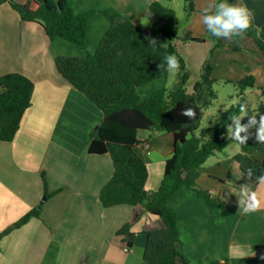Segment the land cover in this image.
Returning a JSON list of instances; mask_svg holds the SVG:
<instances>
[{"label":"crops","instance_id":"1","mask_svg":"<svg viewBox=\"0 0 264 264\" xmlns=\"http://www.w3.org/2000/svg\"><path fill=\"white\" fill-rule=\"evenodd\" d=\"M154 1L71 0L76 14L97 11L89 24L87 52L95 53L111 27L108 13L123 14L140 24L146 37L153 35L151 25L158 23L150 9ZM204 1L195 0L198 11ZM253 2H222L221 33L231 31L247 16L264 23L248 7ZM237 4L243 15L237 12L239 19L235 21L232 16ZM200 16L195 20L197 26L203 23ZM208 22L207 18L206 27ZM86 54L61 38L50 39L41 23L23 21L9 4L1 6L0 76L25 75L35 88L15 139L0 141V232L36 207L41 217L30 219L0 240V264H147L143 259L146 233L155 230L158 221L143 206H102L100 191L113 176L114 165L109 154L92 155L88 148L103 113L59 73L55 64L60 55ZM219 60L227 61L223 57ZM239 68L237 80L253 74L256 86L264 85V69ZM216 71L214 66L212 76L220 78ZM223 72L227 79H234L230 73L235 71ZM157 82L148 84H154L150 89L159 85ZM147 86L142 89L149 91L143 98L160 89L147 90ZM138 139L137 150L149 172L146 189L153 192L160 187L166 161L173 154L174 135L140 131ZM241 151V142H233L210 156L201 168L199 186L218 196L225 208L213 209L204 199L196 198L178 206L183 251L192 264L220 259H229L232 264H264V249L258 247L264 238V181L256 182L244 174L235 160ZM256 157L264 160V144ZM43 174L53 196L39 207L45 193ZM127 223L136 234L129 250V236L117 235Z\"/></svg>","mask_w":264,"mask_h":264},{"label":"trees","instance_id":"2","mask_svg":"<svg viewBox=\"0 0 264 264\" xmlns=\"http://www.w3.org/2000/svg\"><path fill=\"white\" fill-rule=\"evenodd\" d=\"M185 1L189 15L198 11L195 0ZM222 2L224 0H218L215 12L210 13L209 30L217 47L225 45L216 36L224 21ZM4 4H9L23 21L41 23L50 39L61 38L87 53L84 57L57 56L55 64L59 73L103 113L104 118L92 132L88 148L92 155L109 154L114 165L113 176L100 191L102 206H143L157 219L158 227L146 233L143 259L147 264H192L183 251L178 206L196 198L204 199L213 209L226 207L218 196L198 184L201 168L208 158L239 141L242 151L235 160L241 170L256 182L264 181V160L256 157L264 144V103L253 111L245 98V92L255 88L256 77L249 74L240 81H228L239 89L238 101L199 131L205 110L218 97L215 91L218 81L212 76L211 63L203 65L200 79L188 88L191 74L178 45L150 44L141 25L123 14H107L111 27L91 54L87 52L88 29L97 11L76 14L71 0H27L25 3L0 0V8ZM150 9L158 21L152 26L151 34L171 41H204L189 30L179 35L176 11L160 0L154 1ZM244 38H253L264 56V24H258L252 16L245 17L230 31V47L241 51ZM172 68L177 70V82L143 98L142 88L167 79ZM34 88V82L25 75L0 76V141L15 139L25 112L32 105ZM262 93L264 97V89ZM240 117L243 119L237 123ZM151 130L173 134L175 139L161 185L153 192L146 189L148 167L137 150L141 143L138 133ZM43 180L47 200L53 194L48 191L45 174ZM39 217L40 208L32 209L0 232V240L30 219ZM131 227V223H127L117 231L118 236H129L127 250L132 248L136 238ZM258 247L264 249V238ZM205 264L232 263L229 259H220Z\"/></svg>","mask_w":264,"mask_h":264},{"label":"rangeland","instance_id":"3","mask_svg":"<svg viewBox=\"0 0 264 264\" xmlns=\"http://www.w3.org/2000/svg\"><path fill=\"white\" fill-rule=\"evenodd\" d=\"M165 5L170 6L173 8L178 17H179V25L178 31L179 35H181L184 31L189 30L192 32L194 36H199L203 38L204 41H190V42H183L179 39H175L174 41L165 39L161 35H150L146 37V40L152 45H159L163 47H168L171 44H178V50L181 56L184 58L187 64V69L190 72V80L187 83V87L190 88L193 86L195 82H197L201 77V70L204 64L207 62L211 63V65L216 67V73L219 77H214L217 79V83L215 84V91L217 94V99L213 102L212 106L205 110L204 117L201 121L200 129L201 131L204 128L210 126L215 120L216 116L221 113L223 110L228 109L236 104L238 101V91L239 89L235 86L234 83H230L228 81H235L236 78H239L238 71L241 70L239 67L244 69L251 68H261L264 69V63H259L260 61L264 60L262 53L260 52L256 42L253 38H244L242 40L241 51H234L230 47V29L226 32L221 33L223 28V22L220 28L217 30L216 36L224 42V46L217 47L216 40L213 38L212 34L209 30L211 17L210 13L215 12L214 10L217 8V1L218 0H205L203 2V7L201 11L194 12L193 14L189 15L185 8H186V1L185 0H160ZM225 1V0H224ZM212 5L213 9L208 10ZM248 7L251 10H254L256 16H258L259 20L262 22L264 21V0H254L253 4L248 3ZM237 11L234 12L232 16L233 20L239 19V14H242L240 5H236ZM239 14H238V13ZM201 13L200 20L203 22L199 26L195 23L197 15ZM209 19L207 27L205 26L204 22L206 19ZM255 19V17H254ZM256 21V19H255ZM257 22V21H256ZM260 24L259 22H257ZM264 24V23H262ZM145 28H150V25H143ZM152 28V25H151ZM146 31V30H145ZM228 32V33H227ZM101 42V40H100ZM99 42V44H100ZM220 57L226 58V62L220 61ZM216 64V65H215ZM224 69H228L230 71H235L234 73H230L232 78L234 79H227L226 74L223 72ZM242 80V79H240ZM237 80V81H240ZM158 81V80H157ZM177 82V70L172 68L168 74L167 79L159 80V85L155 84L156 87L160 88H170ZM154 85V84H151ZM147 86V90L154 89L153 87L150 89V86ZM143 89V88H142ZM264 89V85L262 87L256 86L254 89H248L245 92L246 103L249 109L255 111L257 110L259 104L262 102L264 103V97L262 96V90ZM142 91V90H141ZM146 91L142 94H147ZM151 94V93H150ZM147 96V98L150 96ZM104 118V117H103ZM243 118L240 117L237 120L239 123ZM198 131V133H199ZM241 153V152H240Z\"/></svg>","mask_w":264,"mask_h":264},{"label":"water","instance_id":"4","mask_svg":"<svg viewBox=\"0 0 264 264\" xmlns=\"http://www.w3.org/2000/svg\"><path fill=\"white\" fill-rule=\"evenodd\" d=\"M44 200H45V198H43V199H42V201L40 202V205H39V207H41V206H42V204H43Z\"/></svg>","mask_w":264,"mask_h":264}]
</instances>
